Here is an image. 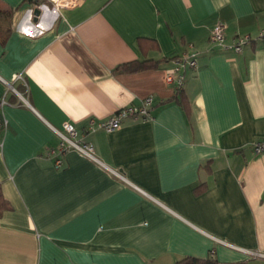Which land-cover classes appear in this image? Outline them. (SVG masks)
I'll list each match as a JSON object with an SVG mask.
<instances>
[{
    "label": "crops",
    "instance_id": "0c3cea01",
    "mask_svg": "<svg viewBox=\"0 0 264 264\" xmlns=\"http://www.w3.org/2000/svg\"><path fill=\"white\" fill-rule=\"evenodd\" d=\"M48 1L0 0V264H264V40L209 41L217 22L228 44L264 30V0ZM192 52L185 108L165 75ZM137 59L157 64L115 71ZM147 96L150 118L84 132ZM66 121L102 164L42 154Z\"/></svg>",
    "mask_w": 264,
    "mask_h": 264
},
{
    "label": "built area",
    "instance_id": "2783aa9c",
    "mask_svg": "<svg viewBox=\"0 0 264 264\" xmlns=\"http://www.w3.org/2000/svg\"><path fill=\"white\" fill-rule=\"evenodd\" d=\"M54 8H59L61 6H69L74 4L77 0H49ZM224 29L225 26L222 22H217L209 32V41L212 44L220 45L223 48H230L237 53L242 52L243 46L249 44L254 40H264V30L259 31L255 36L251 34L237 35L228 44L224 42ZM196 52L189 54H182L176 56L173 60L172 69L165 75V79L168 83L173 85L176 91L182 90L184 85V72L186 68H195L197 66ZM17 79H22L20 74L16 75ZM14 93L19 96L20 99L25 101L24 96L21 92L13 88ZM153 99L151 96H147L142 99L141 103L138 105H127L117 110L115 113L111 114L105 119H96L94 117H89L87 124L84 127V132H94L98 129L105 131H112L121 126L122 121L127 117L148 119L152 116L151 107ZM8 103V101L2 96L0 98V128H5L7 126L6 119L3 116V106ZM53 132L58 136V144L56 146L46 147L42 153L44 156L52 158L55 167H61L63 164V157L68 151H75L80 155L88 158L89 160L102 164L99 158L95 154V149L90 141L84 139L83 134H79L77 128L71 122H63L60 127L50 126ZM251 150L256 154L264 153V137L257 138L250 142ZM107 169L119 176L124 178L121 173L113 168Z\"/></svg>",
    "mask_w": 264,
    "mask_h": 264
},
{
    "label": "trees",
    "instance_id": "16d2710c",
    "mask_svg": "<svg viewBox=\"0 0 264 264\" xmlns=\"http://www.w3.org/2000/svg\"><path fill=\"white\" fill-rule=\"evenodd\" d=\"M51 5V2L48 1ZM11 16V11L9 9H5L0 4V18L9 19ZM166 59V58H165ZM169 59V58H168ZM157 62H154L151 59H142V60H133L129 62H124L119 64L115 71L118 72H135L145 68L154 67ZM175 99L186 108V102L184 96L182 95V90L175 92ZM10 207L9 203L3 197L0 190V214L3 210L8 209ZM174 264H219V262L212 256L209 255L207 257H195L191 255L184 256L174 262Z\"/></svg>",
    "mask_w": 264,
    "mask_h": 264
},
{
    "label": "water",
    "instance_id": "95a60500",
    "mask_svg": "<svg viewBox=\"0 0 264 264\" xmlns=\"http://www.w3.org/2000/svg\"><path fill=\"white\" fill-rule=\"evenodd\" d=\"M37 1V0H35ZM41 13V10L38 6H36L34 9H33V15H34V19H37L38 15Z\"/></svg>",
    "mask_w": 264,
    "mask_h": 264
}]
</instances>
